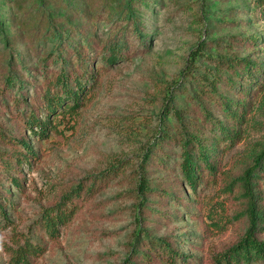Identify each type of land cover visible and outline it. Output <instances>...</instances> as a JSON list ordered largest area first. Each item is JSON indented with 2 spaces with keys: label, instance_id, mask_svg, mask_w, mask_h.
Instances as JSON below:
<instances>
[{
  "label": "rangeland",
  "instance_id": "374dc122",
  "mask_svg": "<svg viewBox=\"0 0 264 264\" xmlns=\"http://www.w3.org/2000/svg\"><path fill=\"white\" fill-rule=\"evenodd\" d=\"M123 1L0 0V90L7 72L17 77V87L0 95V132L31 147L19 164L15 153L25 147L0 137V264H214L248 226L236 178L264 148V14L256 0H132L141 41ZM48 26L61 43L43 37ZM123 32L126 52L105 62L101 48ZM65 46L85 62L65 53L61 61L55 50ZM62 62L94 82L73 109L48 116L36 96L41 68L51 76ZM29 112L50 119L44 133L28 126ZM203 112L230 136H218ZM183 125L218 150L216 171L201 169L194 187L180 173L179 145L160 140ZM146 149L151 157L142 167ZM106 170L98 191L73 199L74 213L48 233L43 215ZM141 173L150 186L144 193ZM253 187L264 211V175ZM256 237L264 240V223ZM160 238L182 256L167 260ZM24 243L35 253L15 263Z\"/></svg>",
  "mask_w": 264,
  "mask_h": 264
},
{
  "label": "trees",
  "instance_id": "16d2710c",
  "mask_svg": "<svg viewBox=\"0 0 264 264\" xmlns=\"http://www.w3.org/2000/svg\"><path fill=\"white\" fill-rule=\"evenodd\" d=\"M256 2L260 7L261 12L264 14V0H256ZM123 4L122 9L127 6L128 10H132V0H124ZM130 10L129 13L126 14V19L129 21L130 31L135 33L136 38L144 41L146 40V35L138 27L135 15H133ZM120 12L121 10L119 13ZM124 32L119 33V35L115 33L114 37L101 48L99 52L101 54L100 57L103 58L105 62L113 63L123 57L126 52V48L128 47V42L125 39ZM47 35L51 38V40H56L58 38V43H61L62 41L61 33L51 26L46 27L43 32V37ZM80 49L82 48H79V50ZM69 50L71 51L69 52ZM55 51L61 61L65 59L62 57V53L66 54V58L69 54H79V51L75 48L68 49L67 46H65L62 50L57 49ZM55 51L52 52L54 53ZM83 54L84 53H80L76 56L78 59L81 57V62H85V54ZM45 69L46 67L43 66L40 73L44 74V81L42 83L43 91L41 93H37L36 96L39 97L40 102L38 103L44 104L43 106L46 108L48 116L50 114L58 113V110L60 109L61 111L73 109L74 106L79 104V97L84 95L86 87L88 85L92 86L94 82V79L90 78L91 74L90 77L83 78L85 77V72L80 73L79 75V71H77V69L65 66L63 62L61 67L57 69L56 73L51 76L45 72ZM248 76H250V74ZM15 87H17V77L15 73L7 72L5 75L4 85L0 90V95L3 96L4 93L6 94L8 90H12ZM70 100L73 102L72 105H69L68 103ZM236 107H238V103L236 104ZM230 112V107H227L226 113L229 114ZM29 114L30 117L27 118L28 126L32 127V125H35L39 129V133H44L46 128L49 126L48 122H50V119L45 118L42 120L32 115L33 112H29ZM172 114L179 120H182V116L178 110L172 109ZM203 117L205 123L212 126L218 136H230L229 130L223 127L218 120L213 119L210 112H203ZM183 126V129L176 130L173 133L168 131L163 132L160 140H172L175 144L177 143L179 145L181 150V160L178 164L180 173L189 186L194 187L200 181L199 174L201 169H207L211 173L216 171L217 168L214 160L218 154V150H214L212 147L206 145L205 140L197 134L190 132L187 126ZM6 134L7 133L4 131L0 132L2 140H6V142L10 143L12 146L18 144L25 147L24 152L15 153V156L20 155L19 158H21L16 159V161L19 164H21L24 160L28 161L29 152H31V147L28 142L25 139L12 135H9V138H7ZM149 154L150 149H146L141 159L142 167L149 161L151 157ZM109 173L110 171L106 170L90 175L88 177L89 181L86 179L83 182H79L69 192L63 194L60 201L53 205V207H51L42 217L46 231L52 234L57 224H64L69 216H71L75 211L73 199H79V197L83 194L90 196V194L98 191L102 182L107 180L106 176H108ZM261 175H264V148L253 158L252 164L236 178L242 188V196L246 199L244 212L247 216L248 226L244 234L235 243L214 257V264H264V240L256 237V234L259 232L260 228H262L264 223V211L258 203L259 194L257 191L255 192L253 187L254 180H257ZM8 178L16 186L21 185V181L16 177L9 175ZM137 184L139 193L149 191V182L143 173H141L138 177ZM4 207L3 203H0V212L3 214L5 213L3 212ZM135 237L136 239L138 238V236ZM157 245L159 246L158 248L162 250L163 254H165L167 260L171 258V262H174V256L176 258L182 256L175 251V249L171 246V243H169L165 238L158 239ZM36 248L37 247L31 243H24V245L18 247L13 253L12 258H14V262L18 263L26 261V254H34ZM186 258L187 256L184 255L183 260H186Z\"/></svg>",
  "mask_w": 264,
  "mask_h": 264
}]
</instances>
